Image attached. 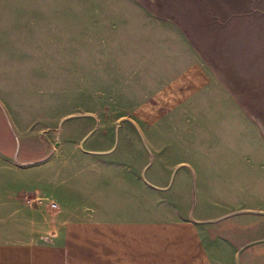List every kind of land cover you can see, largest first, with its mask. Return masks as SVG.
<instances>
[{"label": "crops", "instance_id": "crops-1", "mask_svg": "<svg viewBox=\"0 0 264 264\" xmlns=\"http://www.w3.org/2000/svg\"><path fill=\"white\" fill-rule=\"evenodd\" d=\"M185 1L155 0L170 33L155 39L152 99L74 147L31 134L32 55L5 62L0 32V264H264V164L249 162L261 149L235 144L263 136L250 107L264 101L226 76L255 72L221 65V0Z\"/></svg>", "mask_w": 264, "mask_h": 264}, {"label": "rangeland", "instance_id": "rangeland-1", "mask_svg": "<svg viewBox=\"0 0 264 264\" xmlns=\"http://www.w3.org/2000/svg\"><path fill=\"white\" fill-rule=\"evenodd\" d=\"M235 1L239 8L232 9L233 0H221L225 22L232 23L221 25V65L229 70L255 72L226 76L231 82L238 78L251 84L264 101V0ZM156 2L0 0L5 62L15 66L21 56L25 59L26 50L28 57L32 55L33 89L28 90V99H33L34 105L32 114L25 120L34 121L32 135L45 141L48 134L60 133L64 145L74 147L92 129L81 142L84 145L89 138L101 135L103 129L119 125L121 122H113L121 116L134 113L139 100L152 99L161 84L160 75L153 71L155 39H163L170 33L169 27L155 18L154 14L168 12L161 7L157 9ZM188 28L200 41L212 36L200 25ZM183 30L187 32V27ZM26 34L32 38L27 49ZM157 47L161 48L159 42ZM10 76L16 78V73ZM10 76L3 73L2 79ZM19 96L14 91L13 98ZM250 108L264 128V104ZM2 111L9 126V117L3 108ZM39 117L44 120L36 119ZM53 117L54 123L50 120ZM49 122V128L45 125L38 131ZM257 132L243 131L235 144L261 149L249 155L251 164L261 165L264 164V131L263 136ZM11 133L16 149H20V137Z\"/></svg>", "mask_w": 264, "mask_h": 264}, {"label": "built area", "instance_id": "built-area-1", "mask_svg": "<svg viewBox=\"0 0 264 264\" xmlns=\"http://www.w3.org/2000/svg\"><path fill=\"white\" fill-rule=\"evenodd\" d=\"M52 206H53V207H57V204H56V203H52Z\"/></svg>", "mask_w": 264, "mask_h": 264}]
</instances>
